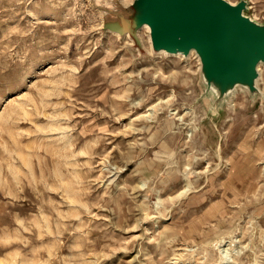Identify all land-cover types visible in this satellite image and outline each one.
<instances>
[{
    "label": "rangeland",
    "instance_id": "374dc122",
    "mask_svg": "<svg viewBox=\"0 0 264 264\" xmlns=\"http://www.w3.org/2000/svg\"><path fill=\"white\" fill-rule=\"evenodd\" d=\"M134 2L0 0V264H264V62L221 96Z\"/></svg>",
    "mask_w": 264,
    "mask_h": 264
},
{
    "label": "water",
    "instance_id": "95a60500",
    "mask_svg": "<svg viewBox=\"0 0 264 264\" xmlns=\"http://www.w3.org/2000/svg\"><path fill=\"white\" fill-rule=\"evenodd\" d=\"M246 8V0H135L117 18L129 22L128 28L115 19L108 26L140 43L137 30L147 24L155 50L184 55L197 51L209 85L223 96L237 85L257 90L264 25L247 16Z\"/></svg>",
    "mask_w": 264,
    "mask_h": 264
},
{
    "label": "bare ground",
    "instance_id": "6f19581e",
    "mask_svg": "<svg viewBox=\"0 0 264 264\" xmlns=\"http://www.w3.org/2000/svg\"><path fill=\"white\" fill-rule=\"evenodd\" d=\"M120 7L126 8V6H124V5L123 6H120ZM110 10H111V14H112L113 17H116L117 18V17H119V16L122 15V12L119 9H115V10L110 9ZM121 17H123V15Z\"/></svg>",
    "mask_w": 264,
    "mask_h": 264
}]
</instances>
